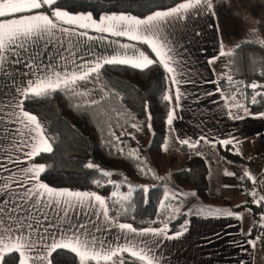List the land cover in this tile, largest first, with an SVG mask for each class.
Listing matches in <instances>:
<instances>
[{
  "label": "trees",
  "instance_id": "trees-1",
  "mask_svg": "<svg viewBox=\"0 0 264 264\" xmlns=\"http://www.w3.org/2000/svg\"><path fill=\"white\" fill-rule=\"evenodd\" d=\"M180 1L57 0L54 6L68 11H88L93 16L122 12L141 17ZM252 39L251 36L237 44L239 47L234 46L231 55L220 54L216 58L215 81L233 115L264 112V95L257 96L256 103L252 102L256 92L264 93V87H250L253 83L264 86V45L246 42ZM139 45L150 52L144 43L139 42ZM165 95L171 100L165 101ZM174 108L171 79L158 62L143 70L124 64H103L98 73L87 81H78L71 89L60 88L46 96L23 99V109L37 116L52 147L51 152H42L32 159L45 166L39 178L52 187L100 194L104 197L107 215L134 228L165 224L169 233L183 229L188 214L173 208L176 201L168 204L171 199L165 200L161 185L148 184L146 191L137 185L131 190L130 199L125 200L129 195L125 186L102 174L112 171L126 176L129 182H140L145 179L143 174H147L150 165L152 168L158 165V157L174 149L181 151L183 158L182 166L173 174L175 183L195 193L202 203H217L207 191L208 168L202 146L231 165L234 163L233 173L237 179L242 176L243 159L232 150L231 143L214 141L208 144L199 139L192 147L193 144L176 142L167 124L168 114ZM165 143L173 149L165 151ZM131 152L135 156L130 157ZM88 163L99 167L90 169ZM247 179H238L243 191L247 190ZM255 200L251 194L233 210L246 208L251 212L253 223L247 236L255 241L256 248L264 242V201L255 203ZM161 201H164L163 206ZM50 260L51 264H80L79 257L65 249L52 252ZM120 261L142 264L125 252L117 253L111 261L90 260L88 264H120ZM3 264H19L18 253L5 254Z\"/></svg>",
  "mask_w": 264,
  "mask_h": 264
},
{
  "label": "crops",
  "instance_id": "crops-1",
  "mask_svg": "<svg viewBox=\"0 0 264 264\" xmlns=\"http://www.w3.org/2000/svg\"><path fill=\"white\" fill-rule=\"evenodd\" d=\"M212 4H215V1L212 0ZM45 7L47 9L42 7L35 12L22 15L43 13L55 19L52 16L54 9L66 10L58 6ZM155 11L135 17L144 19ZM216 11L215 5L211 10L201 6L198 10H191L180 17H171L159 22L144 35L157 40L164 47L168 56L171 57V66L175 68L174 73L167 72L171 82L172 78L178 81L176 84L172 83L175 93V108L171 126L176 129L177 126L183 127L187 124L193 132L191 139L177 140H188L187 145L195 144L199 139H203L208 144L214 141H231L232 147L242 155L246 152L247 157L252 154V157L260 159L257 161L259 163H251L252 170H260L264 166V117L257 113L232 119L228 115V107L225 106V100H223L215 78L206 65L217 58L222 50L225 52L228 50L219 37V32L222 33V31L218 32V29L222 30V28L217 24ZM68 12L70 14L90 13L88 11ZM113 13L120 14L122 12H108L97 16L92 15V17L99 22L101 16ZM61 29H69V31ZM82 32H86L87 35H81ZM179 39H184L181 48L176 46ZM34 41L29 48L31 55L35 56L34 67L30 69L23 63L9 65L8 71L15 73V81L11 77L0 75V99H7L8 96L16 94V86L26 87L28 80L35 79V76L31 74L33 71L36 76L53 72L71 74L77 72L78 67L86 62L94 64L98 60L103 62L104 58L111 59L113 57L139 59L140 53L149 59L157 61L159 59L151 46L143 40H132L129 36L101 32L94 27L81 29L75 25L61 24L52 33H41L34 38ZM139 42L144 43L150 52L141 48ZM160 65L163 67L162 64ZM188 73H191L192 76L186 79L184 76ZM202 73L206 74L207 80L201 79ZM178 94L179 99H177ZM215 116L218 119L212 121ZM247 119L251 122H247ZM196 120L206 122L204 124L205 126L207 124V129H202ZM221 120L223 122H220ZM220 125L222 126L220 127ZM0 128L10 129L13 133L10 137L7 131L4 132V135H0V142H3L5 148L9 147V140H12L13 143L24 141L27 144L29 137L33 135L19 124L5 123L0 125ZM16 129H20L21 135H15ZM173 132L175 133L174 130ZM30 150L29 147H23L22 151L14 152L13 155L19 163L7 166L15 172L17 169L29 167L33 163L40 165L25 158V153ZM221 163L223 171L220 169L221 164L217 165V169L213 166L214 172H210V169L207 171L209 190H215L216 193H212L218 197L222 196V191L227 190V199H230L231 202L239 201L240 196L245 199L241 183H239V187L237 185L238 179L234 175L225 174L226 172L233 173L229 167L231 164L224 160ZM8 174L4 173L5 176ZM37 182L46 184L40 178ZM28 187L30 185L26 184L24 188L17 189L9 195L0 194V201H8L10 198L12 200V203L8 205V211L3 213L5 218L10 215L16 218L9 223L16 224L18 222L23 225H32V229L24 228L25 234L36 229L39 234L56 240H60L65 234H75L92 242L97 249H117L137 245L140 248L151 249L158 264H253L255 246L249 241L254 240L247 236L253 223L251 212L246 208L232 209L242 204L244 199L236 205L219 201L217 204H213V208L209 211L187 213L184 228L174 233H169L165 224L141 229L132 226L136 231L131 232L119 227L120 224L129 223L114 221L107 215L104 198L97 193L95 194L103 199V204L97 201L94 196H89L83 201L69 200L66 197L24 198V191ZM49 187L56 190L86 192L65 187ZM0 206L3 205L0 204ZM13 207L16 209L14 213L11 211ZM218 209H230L234 214L231 216L220 215L217 214ZM237 214L242 218H238ZM145 229H165V232L162 235H157L144 231ZM125 253L131 255L130 252ZM18 257L20 261L19 253Z\"/></svg>",
  "mask_w": 264,
  "mask_h": 264
},
{
  "label": "snow or ice",
  "instance_id": "snow-or-ice-1",
  "mask_svg": "<svg viewBox=\"0 0 264 264\" xmlns=\"http://www.w3.org/2000/svg\"><path fill=\"white\" fill-rule=\"evenodd\" d=\"M56 3L57 0H0V75L11 77L15 81V73L8 71L9 65L23 63L32 69L34 67L35 56L31 55L29 48L35 42L34 38L41 33H52L61 24L75 25L81 29L94 27L101 32H108L117 36H129L132 40H143L151 46L159 59L158 61L149 59L143 53H140L139 59L113 57L111 59L104 58L103 62L98 60L94 64L86 62L78 67L77 72L71 74L53 72L52 74L36 76V73L33 71L31 74L35 76V79L28 80L26 87L16 86V94L8 96L7 99H0V125H4L5 123L13 125L19 124L28 129L30 133H33L29 137L27 144L24 141L13 143L12 140H9V147L5 148L3 142H0V194L9 195L17 189L24 188L26 184H29L30 187L24 191V198L66 197L69 200L77 199L83 201L89 196H94L97 201L103 204V199L95 193L56 190L46 184L37 182L40 173L45 170V166L42 164L38 165L33 163L29 167L19 168L15 172L7 166L9 164L19 163L13 153L18 150L22 151L23 147H29L31 149L25 153V158L28 160H32L42 152L52 151L51 144L45 137L44 130L37 116L23 109V99L46 96L50 92L60 88L71 89L77 85L78 81H87L94 73H98L103 64H130L143 70L158 62L163 65L168 73H174L175 68L171 66V57L168 56L164 47L157 40L144 35V33L151 31L156 24L167 18L180 17L191 10H198L201 6L211 10L213 7L212 0H182L175 7L163 11H155L144 19H139L125 13H113L111 15L101 16L99 22H97L93 19L91 13L70 14L68 11L60 9H54L52 12V16L55 19L43 13L22 15L24 13L35 12V10L41 9L44 6L53 7ZM141 26L144 27L142 28ZM61 30L69 31V29ZM81 35H87V33L82 32ZM250 35L253 39L246 42L255 41L264 45V40L258 39L254 30L251 31ZM221 55H231V52L222 50ZM228 79L231 80L232 78L229 76ZM172 83L176 84L178 81L172 78ZM250 87L257 89L264 86L253 83ZM260 95H264V93L256 92L252 97V102L256 103V97ZM163 99L169 101L171 97L165 95ZM177 99H179V94L177 95ZM92 103L96 104L98 102L92 101ZM260 115L264 116V113ZM149 119H151L150 116ZM173 119L174 110L169 112L167 123L171 125ZM133 126L135 127V125ZM5 131L8 132L9 137L13 135L10 129L4 128H0V135H4ZM15 135H21L20 129H16ZM5 138L7 139V137ZM180 142L182 144L189 143L188 140H182ZM222 143L228 144L231 141H222ZM191 146L195 147L196 145L193 144ZM128 155L130 157L135 156V153L131 152ZM87 167L92 169L98 168L99 166L88 163ZM4 173L9 174L5 176ZM102 174L104 176L111 175L108 171H103ZM225 174L235 175L230 172H226ZM244 178L254 179L248 171H245L241 177V179ZM109 183H112V181H109ZM144 190H147V186H144ZM113 195L116 194L113 193ZM130 195L129 193L124 199H130ZM181 195L187 194L182 193ZM191 195H195V193H191ZM252 195L256 196L257 193H252ZM167 199L168 193H165V200ZM262 201H264V196L254 202L261 203ZM10 203H12L11 198L8 201H0V204L3 205L0 206V264H3L4 255L12 253L13 251L20 254L21 259L19 264H29V261H31V264H51V254L58 249L70 250L75 253L79 257L80 264H88L90 260L97 262L111 261L119 252H130L131 256L138 258L142 264H158L157 258L152 254L151 249L140 248L137 245L117 249H97L92 242L82 239L79 235L75 234H65L60 240L39 234L36 229L25 234L24 228L32 229V225H23L18 222L12 224L9 221L16 219L14 216L10 215L7 218L3 216V213L8 211V205ZM161 205H164V201H161ZM11 211L14 213L16 211L15 207ZM217 214L231 216L234 213L230 209H218ZM237 216L238 218H242L239 214ZM119 227L131 232L136 231L131 224H120ZM144 231L162 235L165 229H145ZM249 243L255 246V241H249ZM120 264H124V262L120 261Z\"/></svg>",
  "mask_w": 264,
  "mask_h": 264
},
{
  "label": "rangeland",
  "instance_id": "rangeland-1",
  "mask_svg": "<svg viewBox=\"0 0 264 264\" xmlns=\"http://www.w3.org/2000/svg\"><path fill=\"white\" fill-rule=\"evenodd\" d=\"M212 5L213 8L215 5V9L217 10L215 12L216 15H218L217 24H219V27L222 28V30L218 29V32L222 31V33L219 32V37L221 41L224 43L225 48L228 47V50L226 52L231 51V49H233V47L239 44L242 40L251 37L250 33L252 30L255 31L258 39L264 40V0H215V4ZM183 41L184 39L177 40L176 46L179 48L183 47ZM206 65L210 68V72L215 78L214 68L218 66L217 59L215 58L213 61L206 63ZM191 76L192 74L188 73L184 77L186 79H189ZM201 79L207 80L206 74L202 73ZM225 106L227 108L226 104ZM228 115L232 119L240 118V115H233L231 112H228ZM216 119H218L217 116L213 117L212 121H215ZM220 122H223V120H221ZM247 122H251V121L247 119ZM196 123L199 126H201L202 129L205 130L207 129V124L206 126L204 124L206 122L196 120ZM171 125H169V127ZM221 126L222 125H220V127ZM172 128L173 127L171 126L170 130H172ZM173 130L175 131V133L173 132ZM173 130H172L173 137L171 134L170 135L178 143L181 142L178 141L177 139H191L193 137V132L191 131L190 127L187 124H185L183 127L177 126L176 129L173 128ZM166 139H169V137L167 136ZM170 147L173 146L165 143L164 150L167 151L168 149H173ZM202 147L205 148L204 150L206 153H203V157L205 159L208 170L210 169V172H214L213 166L215 167V169H217L218 168L217 165L221 164L220 169L221 171H223L224 168L221 163L223 162V160L219 156L213 154L211 150H207L208 147L206 146H202ZM232 150L235 151L237 154H239L243 159V165L241 166L242 176L245 171H248L251 174V176L254 177V179H250V178L247 179V183H246L247 190L244 191L245 199L247 196L249 197L252 193H257V195L253 197L256 200H258L260 197L264 196V173H263L264 166H262V169L260 170L259 169L252 170L253 165H251V163L257 162L260 159H258L257 157L256 158L252 157V154H249L250 157H247L246 152H244L242 155L234 148H232ZM171 152H175L174 155H170ZM180 154L181 151L176 152L173 149V151L172 150L167 151L166 155H162L161 157H158L156 160L158 161V165L155 168L154 167L152 168L150 165L147 174L145 172L143 174L145 179L140 182L137 183L129 182L126 176L114 173L112 171L110 172L111 175H109L110 180L125 186L126 194L130 193L131 190L137 185H140L142 187L147 186L148 184L161 185L163 188V197H165V193H168V199H171V201H168V204L171 205L173 203L172 201H176L173 204V208L177 212L183 211L185 213H190V212L197 213L200 211H209L211 208H213V204H217L219 201L236 205L241 200L244 199L242 196H240L238 199L239 201H235V200H233L232 202L229 201L230 199H227V194H228L227 190L222 191L221 192L222 196L218 197L212 193L215 192V190H211V191L209 190L210 187L207 184L208 194L213 198H215L216 199L215 201H217V203L200 202L195 195H191L192 192L176 184L173 179L174 172L178 170L183 163V158L182 156H180ZM224 164H226V162H224ZM229 167L231 168V170H233L236 167V165L233 163ZM149 169H151V171H149ZM241 177H239L238 179L240 180ZM207 178H208V173H207ZM239 183L240 182L237 183L238 187H239ZM86 192H90V191H86ZM182 193L187 195H181ZM105 209H106V204H105ZM259 221L262 222L263 221L262 218L259 219ZM254 252H255V256L253 258V264H264V242L263 244L259 245V247H256Z\"/></svg>",
  "mask_w": 264,
  "mask_h": 264
}]
</instances>
